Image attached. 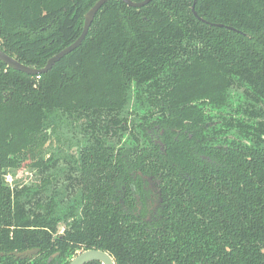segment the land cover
I'll return each instance as SVG.
<instances>
[{"label": "trees", "instance_id": "16d2710c", "mask_svg": "<svg viewBox=\"0 0 264 264\" xmlns=\"http://www.w3.org/2000/svg\"><path fill=\"white\" fill-rule=\"evenodd\" d=\"M98 1L0 0V49L43 69ZM194 3L111 0L39 79L0 61V264H66L90 249L116 264H264V0H196L197 17ZM233 89L243 102L229 116ZM130 94L148 109L133 129ZM64 124L89 140L69 168L84 210L55 237L51 206L4 176L43 164ZM128 134L135 145L116 141ZM141 173L160 180V200L148 204Z\"/></svg>", "mask_w": 264, "mask_h": 264}, {"label": "flooded vegetation", "instance_id": "af4514ba", "mask_svg": "<svg viewBox=\"0 0 264 264\" xmlns=\"http://www.w3.org/2000/svg\"><path fill=\"white\" fill-rule=\"evenodd\" d=\"M196 7V6H195ZM193 11V7H192ZM197 15V14H196ZM219 26V25H216ZM219 27H223L219 26ZM233 30V29H232ZM230 107L225 109V112L231 116L234 114V112L240 108L243 102V99L241 96H243L242 90H235L233 89L230 92ZM131 96V94H130ZM131 103L132 110H125V113L129 116V123L131 125V129H133V122L136 123L135 126L138 125V121L135 119L136 113H142L141 115H144L148 109L147 107H143L138 104V102L135 101V99L131 96ZM232 112V113H231ZM130 113V114H129ZM217 112L214 113L216 115ZM225 115V116H228ZM148 132L151 134L150 141L154 143L156 146H159L161 150L165 149V145L162 141V135L163 132H161L159 135H156L155 133H151V131L148 130ZM70 133L73 137V141H76L77 144L70 145V147H63L61 145V142H63L61 139H58L55 134H52L50 132V138L46 144V154L43 157L44 163L43 164H37V166L32 167L29 163H26L22 165L19 169H14L8 172L5 176V183L8 187L11 188L12 191L15 189L18 190H34L37 193V202L40 205H44V208H47L49 205L51 206L55 217L59 219L56 225L57 233L55 234V237H62L65 235V233L71 229L72 223L74 221H80L83 217V210H84V203L82 200V189L80 186H78L75 182H73L70 174H69V168L72 167H79L81 164V161L83 159V154H81V151L84 147H86L89 143L88 137L84 135L79 128L70 127V130L67 132ZM56 137V139H55ZM122 144L125 143L127 147H131L135 144H133L132 138L130 134L125 135L124 137H120L116 139V141H121ZM143 140V139H142ZM142 140L140 144H142ZM121 144V145H122ZM50 145V146H49ZM54 145L56 150H59L62 152V154H59L55 151L50 152V148ZM57 162V164H55ZM48 165H52L50 167H47ZM27 167L32 171V174H34L37 177L36 183H21L17 178V174H15L20 169ZM76 173H74V176ZM144 183V188L146 191H149V198L148 204H152L153 202H156V200H160L161 198V189H159L160 186V180L155 181L153 178L148 177L147 175H143L142 173L139 174ZM137 176H135L136 178ZM48 181V182H46ZM134 190V189H132ZM133 197H137L135 194H130L128 198L129 205L133 203ZM42 198V200H41ZM159 203L155 204L154 208H157ZM126 208V207H125ZM140 210V209H139ZM37 250V253L34 255H31L28 258L36 257L39 255V249H33ZM90 250H99V249H90ZM31 251V250H28ZM103 251V250H99ZM83 251H77V254L75 256H71L72 258L68 261L66 259V264H69L73 258H75L79 253ZM107 254H109L106 251H103ZM24 253V252H22ZM19 254V253H18ZM110 255V254H109ZM59 256V253H54L49 261H52L56 257ZM111 256V255H110ZM112 257V256H111ZM27 259V258H23ZM114 260V258L112 257ZM115 262V260H114ZM94 262H90L88 264H91ZM58 264V263H57ZM116 264V262H115Z\"/></svg>", "mask_w": 264, "mask_h": 264}, {"label": "water", "instance_id": "95a60500", "mask_svg": "<svg viewBox=\"0 0 264 264\" xmlns=\"http://www.w3.org/2000/svg\"><path fill=\"white\" fill-rule=\"evenodd\" d=\"M111 0H99L85 15V22H84V29L80 37L70 46L62 50L60 53L52 57L48 60L47 65L43 69H36L32 67H28L22 63H20L16 58L9 56L4 51L0 49V61L3 62L7 67L19 71L31 76H38L40 74L48 73L53 69V67L60 62L63 58L70 55L72 52H74L76 49H78L83 41L85 40L90 27L95 20L96 15L98 12L102 9V7L108 3ZM123 1L127 6L132 8H142L147 6L150 2L153 0H144L143 2L136 3L131 0H121ZM195 6H196V0L193 5V13L197 17L195 12ZM222 26V25H219ZM37 253V250H31L26 251L24 253L16 254V258L22 259V258H28L31 255H34ZM90 262H99L100 264H115L112 257L99 250H86L81 253H79L75 258L72 259V261L69 264H88Z\"/></svg>", "mask_w": 264, "mask_h": 264}, {"label": "rangeland", "instance_id": "374dc122", "mask_svg": "<svg viewBox=\"0 0 264 264\" xmlns=\"http://www.w3.org/2000/svg\"><path fill=\"white\" fill-rule=\"evenodd\" d=\"M132 105L133 104H130L128 105V110L127 111H130L132 110ZM70 130V126L69 124H64L61 128H58L55 132V136L58 138V139H61L63 142H61V145H63V147H70V145H75L77 144L76 141H73V137L70 133H67L68 131ZM55 137V139H56ZM50 146V145H49ZM50 152L51 151H55L59 154H62V152H60L59 150H56V148L54 147V145L50 148ZM15 174H17L18 176V180L21 181V183H36L37 181V177L32 174V171L30 169H28L27 167H24L22 169H20L19 171H17Z\"/></svg>", "mask_w": 264, "mask_h": 264}, {"label": "built area", "instance_id": "2783aa9c", "mask_svg": "<svg viewBox=\"0 0 264 264\" xmlns=\"http://www.w3.org/2000/svg\"><path fill=\"white\" fill-rule=\"evenodd\" d=\"M40 77L38 76V79H39Z\"/></svg>", "mask_w": 264, "mask_h": 264}]
</instances>
